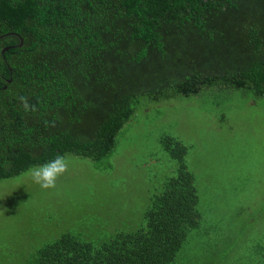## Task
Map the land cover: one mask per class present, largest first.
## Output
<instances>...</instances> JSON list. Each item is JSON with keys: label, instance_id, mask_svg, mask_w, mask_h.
I'll use <instances>...</instances> for the list:
<instances>
[{"label": "trees", "instance_id": "obj_1", "mask_svg": "<svg viewBox=\"0 0 264 264\" xmlns=\"http://www.w3.org/2000/svg\"><path fill=\"white\" fill-rule=\"evenodd\" d=\"M204 89L264 98V0H0V180L57 154L99 162L141 98ZM159 143L177 166L144 226L99 245L65 233L24 264H175L201 214L188 147Z\"/></svg>", "mask_w": 264, "mask_h": 264}, {"label": "rangeland", "instance_id": "obj_2", "mask_svg": "<svg viewBox=\"0 0 264 264\" xmlns=\"http://www.w3.org/2000/svg\"><path fill=\"white\" fill-rule=\"evenodd\" d=\"M163 136L188 147L201 214L175 264H255L264 248V98L222 89L141 98L111 155L99 162L65 155L69 167L55 188H41L28 171L1 179L0 264H24L65 233L99 245L144 226L151 195L177 166Z\"/></svg>", "mask_w": 264, "mask_h": 264}, {"label": "clouds", "instance_id": "obj_3", "mask_svg": "<svg viewBox=\"0 0 264 264\" xmlns=\"http://www.w3.org/2000/svg\"><path fill=\"white\" fill-rule=\"evenodd\" d=\"M25 111H35V107L30 105L26 97H19ZM69 161L64 155L57 154L50 161L37 166H31L28 174L32 181L43 189L56 187L57 179L67 172Z\"/></svg>", "mask_w": 264, "mask_h": 264}, {"label": "water", "instance_id": "obj_4", "mask_svg": "<svg viewBox=\"0 0 264 264\" xmlns=\"http://www.w3.org/2000/svg\"><path fill=\"white\" fill-rule=\"evenodd\" d=\"M21 43H22V42H21ZM19 46H21V44H20ZM9 49H10V47L4 48V49L2 50V54H3L4 52L8 51ZM10 82H11V80H8V83H10ZM3 89H5V87H3Z\"/></svg>", "mask_w": 264, "mask_h": 264}]
</instances>
